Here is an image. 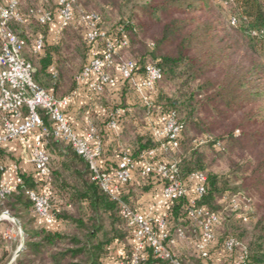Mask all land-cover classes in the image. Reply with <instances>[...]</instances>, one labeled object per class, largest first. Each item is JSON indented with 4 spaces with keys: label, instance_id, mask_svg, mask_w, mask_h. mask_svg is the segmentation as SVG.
Returning <instances> with one entry per match:
<instances>
[{
    "label": "trees",
    "instance_id": "trees-1",
    "mask_svg": "<svg viewBox=\"0 0 264 264\" xmlns=\"http://www.w3.org/2000/svg\"><path fill=\"white\" fill-rule=\"evenodd\" d=\"M48 2H55L53 10L57 11L56 0ZM78 4L86 11L98 13L100 25L118 39H128V45L120 48L118 60L133 59L142 72L150 62L160 66L163 77L156 85L152 110L156 117L160 112L176 111L184 124L176 154L181 178L187 180L194 172L205 173L207 190L196 199V205L215 212H219L226 195L236 194L249 200L259 218L235 223L232 217L224 216L216 243L223 249L225 237L234 236L248 247L252 264H264V62L254 56L246 60L251 52L264 53V0H223L221 4L215 0H78ZM232 17L237 18L234 25ZM63 26L61 42L50 43L44 36L39 65H34L36 81L52 89L58 98L76 90L89 55H101L104 47L103 41H90L78 21ZM50 28L54 29L52 25ZM198 30H203L218 53L227 58L218 62L216 72L212 66L207 68L193 42ZM78 59L79 68L74 70L73 63ZM235 60L246 62L248 73L257 75L252 99L237 100L223 90V72ZM123 85L130 90L128 84ZM240 110L244 111L241 118L235 116ZM109 120L108 117V123ZM236 129H240V134H235ZM129 131L134 134L132 154L136 157L158 145L152 132L136 134L133 126L126 127V133ZM202 134L207 136V144L194 147L193 141ZM49 142L57 154L52 157L51 220L65 222L66 227L51 230L36 223L39 217L26 193L38 187L35 173L18 170L21 182L12 192L0 195V213L9 211L20 221L24 232L25 243L16 264H119L120 260L130 258L134 250L133 230L122 217L121 201L101 188L88 161L70 143L53 136ZM249 150L253 157L248 156ZM6 157L11 154L2 146L0 162ZM222 159L227 162L225 168ZM3 174L0 166V181ZM152 179L160 180L152 176L129 183L121 200L136 207L139 191L148 190ZM256 192L260 194L259 202L254 196ZM191 199L189 194L165 204L164 217L172 234L179 227L190 234L198 223L189 215ZM223 252L226 253L224 249ZM180 254L183 264H200L204 260L196 250ZM235 255L226 253V262L231 264ZM167 263L155 258L148 247L140 264Z\"/></svg>",
    "mask_w": 264,
    "mask_h": 264
},
{
    "label": "built area",
    "instance_id": "built-area-1",
    "mask_svg": "<svg viewBox=\"0 0 264 264\" xmlns=\"http://www.w3.org/2000/svg\"><path fill=\"white\" fill-rule=\"evenodd\" d=\"M25 0H0V147L8 142L25 139L34 135L30 150L25 153L35 168L37 188L27 190V196L34 204L38 217L51 220L52 210V154L47 145L51 136L70 143L79 155L85 158L101 188L113 198L121 201V214L133 230L134 250L130 258L119 261V264H140L146 258L149 247L155 258L167 260V264H183L174 254L173 248L178 240H186L184 227H179L174 237L166 217L154 218L139 210L129 202L121 200V195L132 182V172L138 168L141 180L152 176L158 177L163 183L161 203L180 199L192 194L190 217L200 226V235L194 241V248L205 260L212 255V245L218 239V226L225 212H215L204 206H197L196 199L205 194L208 178L203 172H194L187 180L180 176L178 160H156L159 152L176 151L184 124L178 119L176 111L160 112L153 121L151 132L158 145L143 151L139 157L124 151L117 167L107 170L100 166L99 160L104 152V144L95 126L91 125L87 137L81 136L66 113V107L71 103L72 96L58 98L52 89L42 87L35 79L36 67L26 56V38L14 29L16 24H24L35 18L41 24L52 25L56 14L44 5L48 0H40L42 6L23 10ZM44 2V3H43ZM57 14L62 25L78 21L85 27L86 35L92 42L103 41L102 54L93 56L78 76L79 84H87L93 96H102L108 89L128 84L131 92L139 94L153 115L152 106L156 85L162 79L163 73L157 62H150L142 72L133 59L118 60L120 48L127 46L125 37L118 39L108 28L100 25V15L81 8L78 0H56ZM237 18H231V24H236ZM45 37L38 36L33 43V51L42 53ZM125 111L117 107L108 113L109 126L117 129L119 118ZM209 139H212L211 136ZM205 141H208L206 139ZM9 164H1L4 174L0 181V195L4 196L15 190L21 178L17 174L15 185L5 173ZM10 167V165H9ZM192 191V192H191ZM191 192V193H190ZM224 210H231L245 223L252 220L255 210L252 204L244 201L239 195H226L223 199ZM10 221L14 225L19 220L7 210L0 213V222ZM16 225L6 231L8 241L15 239ZM180 241V242H181ZM20 247L17 249V251ZM223 249L227 254L236 253L231 264H252L248 247L234 236L226 237ZM225 253V254H226Z\"/></svg>",
    "mask_w": 264,
    "mask_h": 264
},
{
    "label": "crops",
    "instance_id": "crops-1",
    "mask_svg": "<svg viewBox=\"0 0 264 264\" xmlns=\"http://www.w3.org/2000/svg\"><path fill=\"white\" fill-rule=\"evenodd\" d=\"M55 70L54 67L51 68ZM121 86H116L108 89L101 97L93 96L90 93L87 84H79L74 92L69 94L72 96L71 103L66 107L69 120L81 136L87 137L90 133L91 125L95 126L98 134L104 144V152L99 163L103 169L111 170L118 166L121 156L124 151L133 152L135 150L134 144L125 146L120 139L126 134V127L133 126L134 133L143 134L151 132L154 115H150L148 108H146L141 96L139 94L122 90ZM98 99H101L98 101ZM126 101L127 108L121 114L119 119V126L117 129H112L108 123V113L112 111L114 104L123 103ZM139 119L144 121L141 123ZM131 125V126H130ZM34 139V138H33ZM32 138L21 139L8 142L4 145L7 152L21 158V161L15 162L10 160L8 164L10 167L5 175L11 178V185H15V177L18 170L27 173H35L34 165L25 158V153L30 150L33 144ZM174 152V151H173ZM167 152H159L156 160L169 161L166 157ZM138 168L132 172V183L141 182L140 170L142 163H138ZM149 184V189L146 191H139L136 207L149 214L154 218H162L167 214V206L161 203L163 195V183L160 180L152 179ZM136 191V188L134 189ZM38 224L45 225L48 229L58 230L66 227V223L58 220H46L43 218L36 219ZM20 222V221H19ZM16 225V224H15ZM10 221L0 222V264H16L17 249L25 243L24 232L16 225L17 236L15 240L8 241L5 238V233L15 226ZM22 227V226H21ZM23 230V229H22ZM19 239V240H18ZM18 241V242H17ZM16 242V243H15ZM15 244V245H14ZM176 247L179 251L186 249L195 251L194 241L185 240L179 243ZM20 254V253H19ZM11 256L6 261L8 256ZM2 260V261H1ZM226 254L218 243L212 245L211 261L202 260L200 264H229ZM226 262V263H225Z\"/></svg>",
    "mask_w": 264,
    "mask_h": 264
},
{
    "label": "rangeland",
    "instance_id": "rangeland-1",
    "mask_svg": "<svg viewBox=\"0 0 264 264\" xmlns=\"http://www.w3.org/2000/svg\"><path fill=\"white\" fill-rule=\"evenodd\" d=\"M140 2H142V1H140ZM215 2L221 4V2H223V0H215ZM54 4H55V2H46L45 5H43L39 0H33V2H32V0L31 1L30 0H26L23 3V6L22 7H23V10L25 12H27L28 8H30V7H33V6H42V5L45 6L46 8H48V9L53 10ZM53 11L56 14V21L52 24V26H53L54 29L50 28L51 25H49V26H42V25H40L39 22L35 18L30 19V21H27L24 24H16V25H14V29L17 32L21 33L26 38V40H27V47H26L25 54L32 61V63L36 67L39 65L40 53H35L33 51V43H34V40L38 36H45L46 39L48 38V40L50 41V43L55 42V40H57L56 42L59 43L63 39L62 38V36H63L62 35V30H64L63 29L64 26L62 25L61 18L57 14V11L56 10H53ZM108 14H109V12H108ZM108 17H111V15L109 14ZM115 17L116 18L119 17L118 16V13H116ZM228 25H229V23H228ZM193 42L199 48V51L202 54L203 60L205 61L207 68H209V67L212 66L213 68H215V71L214 72L217 71L218 62L223 61L224 59H227L226 56H221L218 53V51L216 50V45L213 42H211V40L209 39V37L205 34V32L203 30H198L195 33L194 38H193ZM253 56L256 59H260V60H262V62H264V53L262 55H259L258 53H252L251 52L250 53V56H248L246 60H248L250 58H254ZM88 58H89L88 60H90L91 55H89ZM246 60H244V61H246ZM80 61H81V59H78V60L74 61V63H73L74 64L73 65V69L74 70L76 68L77 69L79 68ZM256 76H253L251 73H248V71L246 69V62L244 64L242 62L236 61V60L233 61V62H230L226 66V69L223 72V76H222L223 90L226 92V94H227L228 97H234V98H237V100L252 99V87L255 84ZM246 82L249 83V85H247ZM244 83L246 85L243 87V84ZM121 87L123 88L122 90H124V91H126L128 93L130 92L128 89H126L124 87V85H121ZM131 94H132V92H131ZM131 94L129 93V95H131ZM99 97H101V96H99ZM99 100H101V99H98V101ZM113 106L114 107L115 106L116 107L121 106V107H126L127 108L128 105H127L126 101H124L123 103L114 104ZM154 112H156V109L154 110ZM242 114H244V111L240 110L239 112H236L235 113V116H239V118H241ZM139 121L142 122L141 119H139ZM142 123H144V121ZM240 132H241L240 129H236L235 130V134H240ZM214 135H216V134H214ZM133 136H134V134H132L129 131V133H126V134H124V136L121 137L120 141L125 146H128L130 144H133V140H134V137ZM34 137H35L34 135L28 136L29 139H31V138L33 139ZM206 137L207 136H205V134L200 135L199 137H197L193 141L192 145L194 147L195 146L196 147L197 146L198 147L205 146L207 144V142H208V141H205L206 140ZM25 139H27V137ZM32 141H34V139ZM47 147H48L49 151L51 152L53 159L55 157H57V154L53 151V148L50 146V142H48ZM248 152H249L248 153V156L253 157V155L251 154L252 151L249 150ZM177 153H178V150H176L174 152L173 151H168L167 154H166L167 155L166 157H168L169 160H178V158L176 157V154ZM10 160H13V161L19 163L21 161V158H18L17 156H14V155L12 156V154H11V157L10 158L9 157H6L3 160H1L0 166H1V164H8ZM9 165H8V168H9ZM221 165L225 168L226 165H227V162L224 159H222L221 160ZM254 196L256 198V201L259 202L260 199H261L260 198V194L258 192H256L254 194ZM224 197H223V199H224ZM225 205H226L225 201L221 200L219 212L220 211L221 212L222 211L225 212L224 213V216H227L228 215V216L232 217L233 218V222H235V223L236 222L237 223H239V222L242 223L241 220L237 217V214H235V212H233L231 210H226V211L224 210ZM254 210H255V215H254V219L253 220L256 221L259 218V212H258V210L255 207H254ZM195 225L196 226H193V228L190 229V234L187 233L186 240L195 241L199 237V235H200V226H199L198 223L195 224ZM16 236H17V234H16ZM174 237H177L175 235V233H174ZM13 240H15V239H13ZM177 240L179 241L178 244L181 243V242H185V240H182L181 241L178 238H177ZM173 250H174V254L178 258H180V255H181L180 253L181 252H186V254H191V250L186 249L184 251H182V250L179 251V248L176 247V246L173 248ZM10 257L11 256L9 255L6 258V261L9 260Z\"/></svg>",
    "mask_w": 264,
    "mask_h": 264
},
{
    "label": "water",
    "instance_id": "water-1",
    "mask_svg": "<svg viewBox=\"0 0 264 264\" xmlns=\"http://www.w3.org/2000/svg\"><path fill=\"white\" fill-rule=\"evenodd\" d=\"M18 226H19V228H20V230H21V233H23V230H22V227H21L20 222H18ZM23 234H24V233H23ZM23 246H24V244H22L21 248L17 251V253H16V257L19 255V253H20L21 250L23 249Z\"/></svg>",
    "mask_w": 264,
    "mask_h": 264
}]
</instances>
